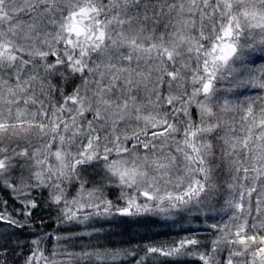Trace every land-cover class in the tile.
Instances as JSON below:
<instances>
[{
	"label": "snow or ice",
	"instance_id": "obj_1",
	"mask_svg": "<svg viewBox=\"0 0 264 264\" xmlns=\"http://www.w3.org/2000/svg\"><path fill=\"white\" fill-rule=\"evenodd\" d=\"M256 54L264 0H0V264H264V96L230 98L264 90ZM41 213L59 230L22 239ZM158 215L219 218L77 248Z\"/></svg>",
	"mask_w": 264,
	"mask_h": 264
},
{
	"label": "trees",
	"instance_id": "obj_2",
	"mask_svg": "<svg viewBox=\"0 0 264 264\" xmlns=\"http://www.w3.org/2000/svg\"><path fill=\"white\" fill-rule=\"evenodd\" d=\"M257 65V64H256ZM264 65V64H263ZM254 88H248L244 90H240V93H243V97L238 95V101H247L249 98L257 99L261 96V94H254L252 96H248V91H253ZM241 97V98H240ZM259 102V101H258ZM0 197L5 199L10 198L6 196L4 193H0ZM44 216V222L41 223L39 219L36 220L35 224L32 225L31 229H25L22 233V239L30 241L35 238L39 233L47 231L52 233L54 230L58 231L55 221L50 219L46 213H41ZM126 218L116 217L114 219L106 220L101 230L102 234L99 233L101 239L96 240L91 238L87 240L83 238V242L77 245V248L87 246L89 242L92 245L100 244V245H108L109 247H113L116 249H127L128 251H135L137 253V259L139 257L144 256L146 247L150 245H171L176 243L179 239H181L188 231L182 232L180 230H176L175 227H171V225L167 227H162L159 223L152 221H135V222H127L124 223L122 221H126ZM128 221V220H127ZM54 240V239H53ZM52 240V241H53ZM45 241V247L48 251H51V244ZM123 258V257H122ZM14 257L9 253V260H13ZM134 258L132 256L125 257V261L119 264H129V261H132ZM151 261V257L148 258ZM158 261H164V257H158ZM186 264H199L198 261L194 262L191 259L186 261Z\"/></svg>",
	"mask_w": 264,
	"mask_h": 264
},
{
	"label": "rangeland",
	"instance_id": "obj_3",
	"mask_svg": "<svg viewBox=\"0 0 264 264\" xmlns=\"http://www.w3.org/2000/svg\"><path fill=\"white\" fill-rule=\"evenodd\" d=\"M252 61H253V63L255 65L257 64L256 65L257 67H259V66L264 64V57H261L259 54H256V55H254L252 57ZM241 90H244V89H241ZM239 93H240V91H239ZM239 93L230 94V98L238 101V98H239V97H237L238 95H241V97H243L242 96L243 93H241V94H239ZM252 93L261 94V96H264V90L259 89V88H254L253 91H248L247 92L249 97L252 96ZM110 198L115 200L116 197H115V195H113ZM221 215H223V214H221ZM218 218L219 217H213L211 220H206V218L202 216V217L199 218V220H197L195 217H193V218H191V223H189L188 219H185L183 222L180 221L179 219L166 220V219L163 218L162 215H158V216L139 217L135 221L139 220V221L143 222L145 220L146 221L155 220V222L159 223L162 227H167V226L171 225V227L174 226L176 230H180V231L185 232V233L189 230V228H191V229H193L196 232L197 236H199L201 238H207L208 240H210L211 237H212V230L207 228V222H214ZM105 221L106 220H101L99 223L100 224H104ZM135 221L128 220L127 222H135ZM99 233L102 234L101 231ZM84 238L87 239V240H90L92 237L85 236ZM52 243H53V245H55L56 241L53 240ZM53 245L51 244L50 250H52V246ZM43 246L45 247V242H44ZM127 257H129V256H127ZM165 259L166 258H164V260ZM124 261H125V257H123L120 260L116 261V264L123 263Z\"/></svg>",
	"mask_w": 264,
	"mask_h": 264
}]
</instances>
